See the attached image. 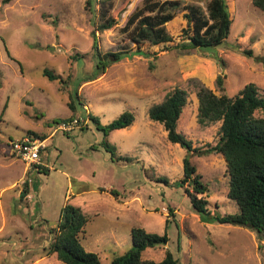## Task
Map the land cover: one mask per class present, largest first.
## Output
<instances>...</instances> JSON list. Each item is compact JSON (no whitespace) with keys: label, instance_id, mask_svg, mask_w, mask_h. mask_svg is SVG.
I'll return each mask as SVG.
<instances>
[{"label":"rangeland","instance_id":"rangeland-1","mask_svg":"<svg viewBox=\"0 0 264 264\" xmlns=\"http://www.w3.org/2000/svg\"><path fill=\"white\" fill-rule=\"evenodd\" d=\"M97 1L11 0L3 4L0 0V264H63L44 248L66 204L87 216L81 245L95 253L100 264H110L132 249V228L167 236L165 245L144 250L143 260L160 262L169 251L180 264H264V236L260 240L248 228L213 220L238 214L235 203L227 198L223 157H189L207 186L209 215L204 220L178 185L186 150L168 142L163 126L148 117L152 105L175 88L183 89L187 104L178 132L195 147L214 145L221 123H198L194 83L229 97L252 83L264 98V14L252 0H225L233 22L221 46L161 53L153 69L149 59L132 55L92 80L91 32ZM142 1L112 0L109 15L116 25L96 33L103 52L132 47L121 28ZM181 1L204 9L210 0ZM45 72L57 79L51 81ZM70 101L76 106L74 113L68 108ZM84 106L101 128L124 112L133 115L130 127L106 137L116 156L132 158V163L111 159L102 146L103 132L90 121L87 129L81 130V122L72 132L59 131L47 142V156L42 158L47 172L35 166L26 172L23 162L11 155L10 141L28 132L46 139L62 121L85 118ZM255 116L264 117V111ZM23 178L29 181V194L20 197Z\"/></svg>","mask_w":264,"mask_h":264},{"label":"trees","instance_id":"trees-1","mask_svg":"<svg viewBox=\"0 0 264 264\" xmlns=\"http://www.w3.org/2000/svg\"><path fill=\"white\" fill-rule=\"evenodd\" d=\"M10 1L1 0L3 4ZM112 3V0H98L94 9L95 27L91 36L95 53V71L92 80L103 74L110 65L132 55L146 57L149 59L150 68L153 69L161 53L219 47L227 39L233 22L225 0H210L204 9L195 4L183 3L181 0H143L141 6L128 16L124 27L121 28V32L128 37L132 47L116 52H103L99 48L96 33L104 32L116 25V20L109 15ZM87 4L91 5L89 1ZM252 5L264 14V0H252ZM180 12L183 13L182 22L178 21ZM174 33L179 38L178 42H175ZM159 46H162L159 51L153 53L144 51V48ZM245 54L248 57L252 55L250 51H245ZM44 74L51 81L57 79L55 75L47 72ZM1 85L0 80V87ZM217 85L223 88L221 77L217 78ZM194 87L198 101V123L202 126L221 123L214 145L195 147L191 140L178 132V120L187 104V92L183 89L175 88L160 103L152 105L148 109V117L163 126L168 142L186 150L187 156L182 162L183 178L178 181V185L184 188L194 211L201 214L204 220L208 219L207 195L204 196L207 186L196 173V168L189 157L220 154L225 161L228 176L227 198L235 203L238 214L215 217L213 220L219 224L248 228L261 240L264 236V117H256L255 113L264 111V98L259 95L257 87L252 83L245 85L232 97L225 94L215 95L200 83H194ZM77 99L78 104L83 106L78 95ZM68 108L73 113L76 111L72 101L68 103ZM88 118L103 132L102 146L110 153L111 159L116 163H132V158L117 157L115 149L109 145L106 137L111 131L130 127L134 121L133 115L124 112L102 128L99 121L90 113ZM84 129H87V125L81 128ZM26 136L45 139L33 132H28ZM35 168L47 172L43 166ZM27 194L29 184L26 183L20 197ZM110 194L117 196L113 191H110ZM169 212L172 213L171 209ZM87 222L88 218L80 208L69 204L63 206L56 227L49 232L50 241L48 247L44 248L46 254L55 255L63 264H100L99 257L95 253L85 251L81 245L85 238ZM131 241L132 249L114 257L110 264H180L169 251H166L160 262L141 258L144 250L165 245L168 241L166 234L160 236L146 233L140 228H132Z\"/></svg>","mask_w":264,"mask_h":264},{"label":"built area","instance_id":"built-area-1","mask_svg":"<svg viewBox=\"0 0 264 264\" xmlns=\"http://www.w3.org/2000/svg\"><path fill=\"white\" fill-rule=\"evenodd\" d=\"M83 109L86 113L85 118H73L62 121L52 131L53 134L46 139L24 136L16 141H10L9 148L11 155L23 162L26 172L32 166H42V158L47 156V142L53 138L54 134H57L59 131L63 133L72 132L75 128H78L79 123L82 122L83 126H85L90 121L88 118V109L85 106ZM26 183L29 184V181H24L23 178L21 184L25 185Z\"/></svg>","mask_w":264,"mask_h":264}]
</instances>
